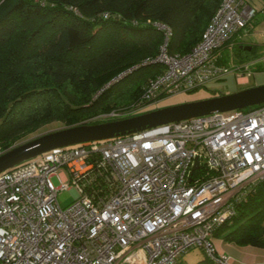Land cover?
Returning <instances> with one entry per match:
<instances>
[{"label":"built area","instance_id":"built-area-1","mask_svg":"<svg viewBox=\"0 0 264 264\" xmlns=\"http://www.w3.org/2000/svg\"><path fill=\"white\" fill-rule=\"evenodd\" d=\"M260 16L264 0H222L184 54L169 52L172 28L155 23L163 71L133 104L80 124L138 115L165 96L253 74L264 56L242 68L223 52L243 48ZM262 181L264 104L55 148L0 173V264H183L195 247L231 264L214 236ZM70 187L75 199L63 207L58 195Z\"/></svg>","mask_w":264,"mask_h":264},{"label":"trees","instance_id":"trees-1","mask_svg":"<svg viewBox=\"0 0 264 264\" xmlns=\"http://www.w3.org/2000/svg\"><path fill=\"white\" fill-rule=\"evenodd\" d=\"M221 1L0 0V147L11 148L44 123L72 126L133 104L164 69L155 23L172 28L169 52L184 54ZM221 234L264 248V181Z\"/></svg>","mask_w":264,"mask_h":264},{"label":"water","instance_id":"water-1","mask_svg":"<svg viewBox=\"0 0 264 264\" xmlns=\"http://www.w3.org/2000/svg\"><path fill=\"white\" fill-rule=\"evenodd\" d=\"M244 49L251 51L252 46L247 45ZM260 104H264V84L227 94L155 108L122 119L64 127L40 134L2 152L0 154V173L55 148L110 139L169 122L191 119L215 112L244 109ZM197 166L198 163L195 167Z\"/></svg>","mask_w":264,"mask_h":264},{"label":"rangeland","instance_id":"rangeland-1","mask_svg":"<svg viewBox=\"0 0 264 264\" xmlns=\"http://www.w3.org/2000/svg\"><path fill=\"white\" fill-rule=\"evenodd\" d=\"M260 19H262V20L260 21ZM260 19L254 24V27L252 29V31H253L252 38L254 39V41L251 40V41L247 42V44H245V46H247V45L252 46V49H251L252 55L248 56L246 54V52H248V51L244 49L245 46L238 50L237 46L231 47V46L227 45L224 48V52H223V55H224L223 58H224V62L226 64L233 66V67H242L243 68L245 63L250 62L252 59H254L256 57L264 56V16H260ZM258 27H260V29H258ZM257 35H260L258 41H256ZM249 38L251 39V37H249ZM256 66L259 70H262V71L259 72L258 74H250L249 75L250 84H256V80L258 78H264V60L258 62ZM259 84H264V83H259ZM259 84H256V85H259ZM226 85H229V84H225V85L221 84L220 86L213 87V89L217 88L216 92L212 91L213 89L209 90L207 86L200 87V88L193 90V91H190V92H178V93H175L172 95L165 96L164 98L160 99L157 102L156 106L158 108L166 107V106H171V105L184 103V102H188V101H194V100H199V99H204V98L216 96L215 94H217V93H219V95H221L220 91L223 90V86L225 87ZM225 94H227V93H225ZM121 107H124V106H121ZM121 107H119V108H121ZM154 107L155 106H153L152 109H154ZM248 108H250V107H247V109ZM93 117L81 120L78 123H75L74 125L80 124L81 122L88 120V119H91ZM112 120H115V119H112ZM68 126L69 125L67 123H64L61 121H52V122L44 123L43 125L39 126L38 128H36L32 132H30L27 135H25L24 137H22L13 146L20 144L22 142H25V141H27L31 138H34L40 134L50 132L53 130H57V129H61V128L68 127ZM4 151H5V149L0 147V153L4 152ZM60 173L63 174V171H61ZM52 180L56 185H60V183H61L60 179L57 176H53ZM74 199H75V193L71 187L69 189H65V190L61 191L58 195V200L63 207H66L69 204H71ZM220 236H222V234ZM181 262L183 264H215L214 260L209 258L207 255V252L201 247H195V248H192L189 251H187L184 254V256L181 258Z\"/></svg>","mask_w":264,"mask_h":264},{"label":"crops","instance_id":"crops-1","mask_svg":"<svg viewBox=\"0 0 264 264\" xmlns=\"http://www.w3.org/2000/svg\"><path fill=\"white\" fill-rule=\"evenodd\" d=\"M262 19H260L261 21ZM260 29V27H258ZM249 40L254 41L252 35ZM260 35H257V40ZM262 70H257L253 74H258ZM264 83V78H258L256 80V84ZM221 84H229L225 87L223 86V90L220 91V94L231 93L240 89H244L247 87L254 86L256 84H250L249 75L245 76H237L234 73L229 74L221 81H214L207 85L209 90H212L213 87L220 86ZM217 89V88H216ZM216 89L212 91L216 92ZM227 89V90H226ZM219 95V93H217ZM154 108H158L155 106ZM214 244L216 247L217 254L219 255H229L232 257L231 264H264V248L256 247L252 245H239L235 242L228 241L223 236L215 235L214 236Z\"/></svg>","mask_w":264,"mask_h":264},{"label":"flooded vegetation","instance_id":"flooded-vegetation-1","mask_svg":"<svg viewBox=\"0 0 264 264\" xmlns=\"http://www.w3.org/2000/svg\"><path fill=\"white\" fill-rule=\"evenodd\" d=\"M242 48V47H241Z\"/></svg>","mask_w":264,"mask_h":264}]
</instances>
